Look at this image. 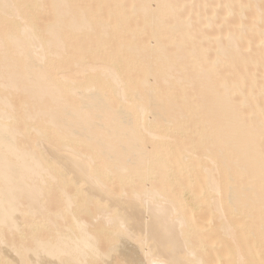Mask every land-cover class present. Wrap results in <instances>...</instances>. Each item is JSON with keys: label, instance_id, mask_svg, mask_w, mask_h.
<instances>
[{"label": "bare ground", "instance_id": "bare-ground-1", "mask_svg": "<svg viewBox=\"0 0 264 264\" xmlns=\"http://www.w3.org/2000/svg\"><path fill=\"white\" fill-rule=\"evenodd\" d=\"M40 1L41 0H30L29 2H26V4H25L26 7L24 9L26 11H28L29 9L35 8V6H37V5L39 6ZM55 1L57 2V5L55 7V11H56L57 17L58 16L60 17L63 13V10L60 8L62 6L61 5L58 6V5L60 4L61 1H65V0H55ZM162 1H160V0H147V2L146 1L145 2H146V5H150L151 3H154V2H157V3L160 2L161 3ZM1 2H2L1 4H4V3H6V0H1ZM58 2H59V4H58ZM65 2H63V3H65ZM145 2H143V3H145ZM165 2H166V0H165ZM116 3H118V1ZM143 3H142V7H143L142 11L145 10ZM246 3L247 2H245V3L244 2H238L237 3L234 0L228 1L227 2V4H228L227 5V11H230V10H232L238 6L240 8L245 7L246 5H248ZM1 4H0V10H2V7H3V5H1ZM65 6H66V4H65ZM170 6H172V5H170ZM170 6H169V8L171 9V11L169 10V11H167V13L172 12V9H174V7L171 8ZM40 7L41 6H39L37 8H40ZM136 7H138V5L134 4V2H133V4H132L133 11H136ZM19 11H22V10L17 8L13 12L11 11L10 14H8V15L11 17L16 16L19 13ZM255 11H257L259 13L258 15H261L263 12V8L261 6H257ZM126 12H124L122 10V12H119V14L117 13V15H114L115 17L113 16L114 17L113 19H114L116 24L113 22V24H115V28H114V25L112 24L113 26L112 25L111 26H112L113 30L112 29L111 30L113 33L116 32L117 36L119 34H121L118 32H126L127 33L128 32L127 30H130L129 32L134 33L133 35L131 33V35H132L131 40L127 39L129 41H123V39H121L122 41H119L120 40V38H119L118 41L116 43H114L116 45L118 42H120L119 43L120 45L117 44V46L119 45L121 52H123L124 50L125 51L130 50L131 52L130 51H127V52L132 53V57L130 54H128V56L130 55L129 57H131V58L127 57L125 59L126 55L124 56L123 55L124 53L122 54L120 52L122 54V56H124V58H123L120 55L121 59L122 58L124 59V60L122 59L123 61H121L119 59V55H118L120 53L119 52L117 53V49L115 48L116 50L114 51V53L115 52L116 53L113 54V50L110 48L111 51L108 52V54L111 52V55H109L110 58L108 56H106V57L111 59V61L109 63L107 61H105L104 62L105 64H103V66H100V64H99L100 62H103V61H100L99 63H97L95 61L96 64L91 67L90 65L87 64L88 59H86L87 58L86 56L79 58V60L74 61L75 63L73 64V65H75L76 73L81 74L82 72H85V71H86V73H88L90 70L92 72L90 75L88 74L86 81H84L85 78L82 80V81H84L82 83H76L78 81L75 82V80H71L73 78H70L67 75V72H64V71L60 72V73H62L61 78L56 79V77H55V79H54L53 78L54 76L53 77L51 76L53 78L52 79L51 77H49L47 72H45V71H47V69L45 68V70H42V69H44V67H42V66H41V68H39L38 63L36 64V61L37 62L40 61L41 63H43L42 61L46 62L47 60H45V59H46L47 55L50 53L52 54V51H53L50 43H52L53 39L55 41L56 37H57L56 41L58 42V40H59L58 36L61 34L59 31L60 28H62L66 24H69V27L71 28V30L77 29L79 26H81L80 25V23H82L81 21L82 20L84 21L87 18V15L85 13L80 15L81 16L80 23L78 22V20L76 21V19H74V20H72V22H69V23H65L66 22L65 21L64 22L65 25H63L62 27H59V28L57 27L59 29L58 31L60 34L58 33V31H56L57 29L55 27L56 25L57 26H59V24L61 25V23H59L60 22L59 20H57V22H56L57 24L54 25L56 30L55 29L50 30L49 27L47 29H45L44 33L48 34V36L50 37V40H49V38L47 40H44V38H45L44 35L42 36L44 38L41 37L42 39L39 37L40 35H38L36 33L37 31L35 32V29H34L35 27H32V21L30 23H24L22 25V27H20V30H19V27L16 30H13L10 27V29H8L7 32L5 31L6 33H4V35H2V36L0 35V43L1 44L5 43L6 45H7V43H8V45L11 44L10 46H12V47H10V46L9 47L11 49H13L14 52H17L19 55H22L23 58L21 57V60L24 62V67H22L21 69H19L18 66H16L17 68H12L10 66H6V65L0 63L2 65V67L0 68V75H4V73L8 74L10 72L15 74L12 76L13 78H10L9 80H5L2 83L0 82V84L3 86V89L5 90L8 86H9L8 88L12 87L13 89H15L14 87H17L18 85L23 84L24 89H26V91L24 89H22V90H24V92H27V94L31 96V97L29 96L30 98H35L39 95H42V96H45V98L51 97L52 99H54V101L58 100V102H60V105H58L59 109L61 108L60 110L59 109L58 110L63 111L62 114L64 116L65 115L68 116V118H67V116H65L66 118L63 117L65 120L67 119V121H64V119L61 117L62 114L59 118H58L59 114H58V116L57 115L55 116L56 110H54V109L51 110L50 108H48L50 105H47L46 102H48L49 99L46 98L47 99V101H45L46 104L43 103V101H42V104L40 102L39 105L47 107V109L44 107V109H46L47 111L43 110L46 113L45 116H47V117L44 116L45 117L44 120H43V118H41L42 120H40V119H38V120L42 121V122H40V124H42L43 122L46 123L45 121H47L46 124L49 123V125L46 127V129L45 128L43 129V127H41V130H39L38 126H37V129H35L36 127L33 125L35 123L39 124V121L35 122L33 124L31 122L33 120H29L25 113H28V112L33 111V110H41L43 108H41V106H40V108L37 107L38 104H36V103H30V104H32L31 106H30V104L29 105L26 104L23 106L22 109L25 112L24 115L22 114L23 116L21 115V117H18L19 116L18 114H17L18 116L14 115L15 113H12V111L14 109H11L10 106L8 109H11V110L7 109V106L9 105L8 103L10 102V100L11 101L13 100V99H10V97L12 95L10 94V91H8V89H7V91L9 92L10 96H9L7 91H5L7 93H5V92L2 93V91H1L2 86H0V91H1L0 92V230H3V228L5 227V229H10V230L13 229L14 231L15 230L20 231L24 224L26 225L27 223L28 224L30 223V225L32 227L31 232L33 234V239H34V241L36 240L35 241L36 246L33 249L23 250L22 253L17 255V253L15 252L14 249L9 251L6 248H4L3 244H5L4 243L5 238L2 235L3 233L1 234V231H0V258L5 257L6 259L10 260L12 263H15V264L18 263L20 261V258L22 259L24 256H27L30 259V263H28V264H65V263L67 264V261H68V264H90L91 263L89 261L90 259H92V264H93V261H96V260H99L101 262V264H118L119 262L120 263L123 262L122 264H264V168L262 167L264 165L263 164L264 163V152H263L264 146H262L263 144L260 143L261 141H264V85L262 86V85H257V83L256 84L253 83V84H251L252 85L251 87H248L249 89L246 88L247 90H244L241 88L238 81H236L235 83L234 82L232 83L230 81L228 82L225 79L226 81L221 80L220 85H218V83H217L218 87L222 88L221 92H223L226 95V98L225 97L223 98V96H224L223 93L218 94L219 96L221 95L220 97L222 99L219 97L220 100H219V98L217 100L218 95H216V98L214 96L216 101L215 100H213V101H215L217 107L214 104H213L214 106L211 104L210 107H213V108L215 107L216 109L219 107L217 109V111L218 110L220 111V108L223 106L222 107L223 112H222V110H221V112L224 114L220 115L221 116L220 117L221 123L224 122V124H225V125L223 124L224 125L223 128L224 127L227 128V127H229V125L232 124L231 129L234 127L233 128V130H234L236 127H238V123L236 122V120H238V122H239L243 119L244 121L243 122L241 121V123L246 124V119H244L242 117L240 119L238 117L239 114H237L236 110L231 109L232 112L236 111L234 113V115H231L232 112L229 110L225 109L226 112L229 111L231 113H229V112L225 113V111H224V108H226L224 106H228L230 109V106H231L230 104L233 103L231 101V98L233 97L232 95L236 96L240 93L238 95L239 96V98H238L239 104L237 107L239 108L240 107L239 105H241V104H242L241 106H243L244 104H249L250 105L249 106L250 107L249 113L251 114L250 116H254L253 120L251 121V124L250 123H248L249 125L246 124V126H249V128L247 127L248 129H246V127L244 128V126H243V129L247 130L246 131L247 135L243 134V133L242 134L239 133L238 139L235 140L237 142H235L232 137H233V135L237 134L239 129L235 130L236 133L234 131H230L231 132L230 136L233 133L232 137H231L232 139L228 136L229 134L228 135L226 134L227 130L225 128H224L225 131H222L223 128L221 130L219 128L216 131H211V133L208 132V131H210L209 130L210 126L208 128V125H209V123L211 125V122L213 121L212 119L215 118L214 115L217 113V111L215 113L214 110H216V109H212V110L209 109L208 110V106L207 107L205 106V109L207 108L206 110H204L203 108H200L199 106H201V105H200V103L198 104L197 100H195L197 103L192 100L196 104L195 107H193V108H192V106H194V103L192 101H191V103L189 102L190 105L192 104L191 108H190L189 103H187V102L185 103V101L181 105H182V107H185L183 105L186 104V107H185L186 109L182 108V110H180L181 109V107H179L180 104L177 106L180 108L179 109L180 111H178V113L177 112H175V113L179 114V112H180V114H179V116L177 115L178 118L176 120L175 119H174V121L171 120L172 122H175V123H173L174 125L170 124L171 126L173 125L172 127H170V125L167 126V121L164 120V123L162 122L164 118L163 119L160 118L161 123H163V124L160 123L159 119H157L158 121L155 120L156 124H155V122L151 123L150 121H148V118L151 115H159L162 113L161 116L165 115L164 117L167 116L166 117V119H167L171 114L168 115V114H163V113H167V111H168V113L173 112V110H171V109L170 110L172 112H169L168 109H169L170 105H167V104H171V102H170L172 100L171 96H173V98H174L175 93H176V92L173 93V91H175L173 87L176 85V83L173 82L172 87H171V84H169V83H171L170 82L171 79H173V81H177L176 86L179 88L183 83L181 81V79L184 80L186 78L187 82H185L186 85H184L185 83H183V85H182V86H184L183 88L180 87L178 89L175 86V88H177L180 91V92H178L176 90L177 93H179L176 95V97L178 95H182L184 97V100L185 99H186V101L191 100L190 97L187 95L188 92L187 93L185 92L188 90V88L186 89L185 86H189L188 81L189 82L196 81L197 77L200 76L199 75L196 77V74H198V73H196L197 72L196 70H198V72H199V70L204 69V72L205 73L207 72V67L205 70V67H202L203 65L201 64L203 62L201 59L202 58L201 55H203L205 52L202 53L201 51H197V52H199V55H197L198 53L195 54V48H193L195 45L194 44L192 47L194 50V52L192 50L193 54L192 53L190 54V52L188 54H185V55L179 53V54H181L180 56H182L181 59L178 56V60L180 62L176 61L177 59L173 58V60H175V62H177L176 63L177 65L182 64L186 55L188 58L186 57L185 60L190 59L188 61L190 64L186 61H184L183 63H185L188 66V64L191 65L195 62L196 65H195V63L193 65L197 66V69L195 66L192 67V69H193V72L196 71L194 73L195 77H193L196 79H193L191 81L192 78L189 79L190 76L187 73L186 74H187L189 80L187 79L186 74H184V73L178 72L180 74H183V78H181L182 75H180L178 73H176L177 75L175 74L176 76H174V74L170 75V72L174 73L175 72L174 70L177 71V69H178V67H175L176 65L174 66L175 68L173 67L175 62L173 64H172V62H170V60L172 59L171 58L172 53L171 54L166 53L165 48H164L166 55H168V56L170 55L169 57H167L170 59H167V58H164L166 55H164V57L161 55L162 50H160V52H159V49H161V46L158 45L159 46L158 47L156 44V48L152 47V49L151 48L149 49L148 46L145 45V44H147V42H146L147 36H148V38H147L148 43L150 42L153 44V42H154V44H155L156 42L158 43V41L161 40L162 36H160L161 33H160V35L158 34V30L161 29L162 31H160V32H163L164 28L162 29L159 26L162 23L161 18L159 20H157V19L162 14H164L165 12L163 13V11L161 12V10H160V12L162 14L158 18H156V20H154L155 18L152 19V22H154V23L151 22V24H152L151 33L148 32L150 34L146 35V36H145V34H147V32L143 33L144 31L140 30L144 35L142 33L138 35V33H140L139 30H138L139 31L138 33L136 30L133 31L134 25H133V27L131 26V23H132L131 22L132 21L131 16H133V15H131V14H130L131 16L129 15L130 19H131V21H129L130 19H127L128 13H126ZM146 12L147 11L145 10V12H143V13H145V16L147 17L148 14L146 15ZM173 12H175V11L173 10ZM37 13H38V10H37ZM100 13H102V12H100ZM113 13L115 14V11ZM143 13H142V15H144ZM172 14L170 13L169 15L172 16ZM76 15H78V13ZM100 15H99V17H100ZM167 15H165V16L167 18H169L170 16L169 15L167 16ZM174 15H176L175 17L173 16L174 19L170 18V19H172V21L168 22L169 26H171V28L177 27L175 25H178L182 21H184V23H187V24H189L188 22L191 21L189 18L190 15L186 17L187 18L186 21L188 20V22H185V18H184V20H182L183 18L181 16H180L181 18H179V20H178L177 17L179 15L177 16L176 13H174ZM18 16H16V17H18ZM102 16L103 15H101V17L99 19H101ZM107 16H104V17H107ZM136 16H137V14H136ZM111 17H112V15H111ZM164 17H162V19ZM150 18H152V17H150ZM150 18L148 17V19H150ZM92 19H93V17H92ZM113 19L111 18L112 21H113ZM126 19L128 20V22H125ZM148 19H147V21H148ZM107 20L102 19L100 21L98 20L99 22L97 21L99 24V25H97L98 29H99V27H101L102 31H100V32H102L105 35H108V32H110L109 28L111 27L110 26L111 23L107 24V23H109ZM93 21H94V19H93ZM156 21H158V22H156ZM160 21H161V23H159ZM61 22H63V21H61ZM129 22H131V23H129ZM155 22L158 23V25ZM128 23L130 24V26L128 25ZM148 23L150 26V21ZM148 23H146V24H148ZM164 23L167 24V22H164ZM164 23H162L163 26H164ZM263 23H264V21H263ZM238 24L241 26L244 25L242 20H239V19H238ZM50 27H52V26H50ZM131 27H132V31H131ZM144 27H146V25ZM167 27L165 26V29H167ZM244 27H245V25H244ZM246 27H247V25H246ZM146 28H149V27H146ZM108 29H109V31H107ZM243 29H245V28H243ZM167 30H169V29H167ZM135 31H136V33H135ZM187 31L189 32L187 34H191V32L189 30H187ZM183 32L185 33V36H186L187 35L186 31L184 30ZM18 33H20L22 35V39H20L21 35H18ZM57 33L59 35H57ZM184 33H183V35H184ZM229 33L230 32H228V34ZM114 34H113V36H114ZM124 34L125 33H123V35ZM135 34H137V35H135ZM231 34L228 35L229 36L228 37L229 40H227L228 43L225 42L228 45L225 46L226 44H222V46L220 47L221 50L219 49L220 51L217 53L219 56H220V54H222L223 56L225 54L227 55L228 53H226V52L234 51L235 49H238V51H239V49L242 48V46H239V45L238 46L240 48L238 46H237L238 48H236V42H238V40H237L238 36L235 35L236 33H231ZM105 35H101L102 37L100 36V40H101V38H103V36L105 37ZM141 35H143V36H141ZM234 35H235V37H237L236 38L237 41L235 39H233ZM18 36H19V38H17ZM137 36H138V38H137ZM139 36L141 38L145 36V39L142 38L143 41L141 39V44H139V42H140ZM185 36H182L181 39H183V37H185ZM189 36L190 35H187L185 37L186 39L184 38L187 41V43L191 42V40L188 41L189 38H191V36L190 37ZM62 37H63V35H62ZM114 37L112 39H114ZM122 37L123 36L121 34V38ZM176 37H178V36H176ZM187 37H189V38H187ZM129 38H130V36H129ZM226 38H227V36H226ZM239 38H240V36H239ZM104 39H106V37ZM104 39H102V40L104 41ZM253 39H254V37H253ZM255 39H257L256 41H263L264 42V34L259 36V37H256ZM96 40H98V39H96ZM144 40H145V42H144ZM170 40L172 42V37H171V39H169V41ZM185 40H184V42H185ZM169 41L167 40L168 43H169ZM252 41H253L252 43H254V40H252ZM98 42L96 41V43H98ZM113 42H115V41H113ZM142 42L144 43V45ZM184 42L182 45H180L181 46L180 49H182V46L185 47L186 43L184 44ZM250 42H251V40H250ZM159 43H161V41ZM102 44H103V42H102ZM109 44L106 43L104 48L107 47V45H109ZM216 44L219 45V44H221V42L218 40L216 42ZM42 45H46V47L43 48V52H40L41 49L38 50L37 48H39ZM140 45H143V47ZM163 45L164 44L162 42V46ZM95 46H96V44H95ZM50 47L52 50L50 49ZM146 47H147V49H146ZM142 48H144V50H142ZM180 49H179V51L183 50V49L182 50H180ZM27 50H29V52ZM35 50L39 51V53L37 52L38 55L36 58L33 56V55H35ZM99 50H101V49L99 48ZM108 50L109 49H107V51ZM204 50H206V49H204ZM103 51L105 52L106 49H104ZM118 51H119V48H118ZM142 51L145 52L146 55H148V57L145 56L146 57V58H144L145 61L143 60L144 56L142 57V54H140ZM104 52L102 53V55L104 54ZM127 52H126V54H127ZM100 53H101V51H100ZM177 53H178V50H177ZM137 55H141L140 57H142L144 64H146V62H148V64H149V65L146 64V66H149V68H147V67H145V65L143 63H139L141 65L143 64L142 66L140 65L141 67H143V66L145 67V68L144 67L142 68L145 70L142 71V69H141L142 72L140 70H138V72L136 71L137 69H139L138 67H140L139 64L136 63V60L138 59ZM189 55L192 58H190ZM222 55L220 57H222ZM98 56H100V55H97V57ZM175 56H177V55L175 54ZM199 56H200V58H199ZM204 56L205 55H203V58H204ZM219 56H217V57H219ZM103 57H105V55ZM134 57L136 58V60H134L135 59ZM140 57H139V59L141 60ZM215 57H216V54H215ZM6 58H7V55L4 57L3 60H5ZM100 58L102 59V56H100ZM147 58H149V61H151L150 63H149ZM175 58H177V57H175ZM219 58L215 59V61L219 60ZM227 58H228V56H227ZM47 59H49V57ZM146 59H147V61H146ZM191 59H192L193 63L190 62ZM199 59H201V61H202V62H199L200 64L198 63V61H200ZM95 60H98V59H95ZM104 60H105V58H104ZM140 60H137V62H140ZM181 60H182V62H181ZM205 60L207 63L208 59L205 58ZM50 61H53V60L51 59ZM232 61H234V62H232ZM106 62H107V64H106ZM229 62H231V63H229V65H231L233 63L232 64L233 67H236V64H234L235 59L232 58L229 60ZM247 62H250V63H247ZM247 62L246 63L248 65L251 63H253V64L261 63L262 67H263L262 73H264V54L258 53V55H256V57H253V58L251 57V61H247ZM41 63H40V65H41ZM152 63L154 65L158 64L159 67L155 68L156 66H154ZM204 63L205 62H203V64ZM246 63H245V65H246ZM91 64H94V63H91ZM125 64H127V66H129L130 70H131L130 73H128V74L133 75V73H135V72L139 73L140 77L139 76L138 77L140 79L138 78L137 79L138 81L134 80L136 83L138 82L137 84L133 85V83H135V82H131L133 80L130 81V83H132V84H129V80L127 81V79H129V78L126 79V77H123V74H124V76H126V73H124V71L121 70V67H125L124 66ZM151 64H152V66H151ZM185 64L184 65L182 64V65L185 66ZM101 65H102V63H101ZM212 65H213V69H215L214 68L215 64L213 62L210 66H212ZM248 65H246V66H248ZM88 66H90V68ZM127 66H126V69H127ZM153 66H154V68H153ZM210 66H208V67H210ZM216 66H217V64H216ZM13 67H15V66H13ZM173 68H174V70L172 72L171 70ZM181 69H183V67ZM181 69H179V70H181ZM210 69H208V70H210L211 72H209V71L208 72L212 75L213 69H212V67H210ZM17 70H20V71L22 70L23 72H19ZM67 70H69V69H67ZM120 70L123 71V73L120 72ZM215 70L219 73V70H217V69H215ZM215 70H214V72H216ZM182 71L183 70H181V72ZM43 72H45L46 74H44ZM205 73H204V75H205ZM259 73H261V72H259ZM259 73L257 74V76L260 75ZM201 74H202V71H201ZM210 74H208V76ZM155 75L156 76H160V75L162 76L161 77V79H162L161 81L163 83L161 85L162 88L167 87L165 85L166 84L165 82H167V85L169 84L168 85L169 87H167L168 89H166L167 92L169 90V92L167 94H166V92H165V94L163 92V91H165V89H163V90L159 89L160 92L162 91V94L158 91L159 94L164 95L162 100L159 99V97L161 95L157 94L159 96L157 98V95H155V97H156L155 98L153 96V94L151 93L152 91H149L151 87L148 85L149 84L148 81L150 80V78L154 77ZM184 75H185V78H184ZM211 75L209 76L210 78H211ZM263 75L264 74H262V76ZM171 76L176 77L175 78L176 80H174V77H171ZM248 76H250V75L248 74ZM46 77L50 78L51 80L48 81V79H45ZM76 77H77V75H76ZM168 77H170V79ZM202 77H200L199 80L197 79V82L202 80L203 79ZM209 77L206 78V81L211 80V79H209ZM246 77H247V75H246ZM244 78H245V75H244ZM132 79H134V78L132 77ZM163 79H165V81H163ZM168 80H169V83H168ZM204 81H205V79H204ZM206 81L203 82V80H202V83H203L202 85H204V83H206ZM25 82H27L26 84H28V86L25 85ZM41 82H43V83H41ZM46 83H48L52 86H50V85L48 86V84H46ZM193 83L194 82H192L191 84L193 85ZM178 84H181V85L178 86ZM61 88L64 89V91H63L64 93L61 92V94L63 93L64 96H66L69 93V95L71 97L73 96L72 98L79 97L78 106H76V104H73V106H75V109H72V110L78 111V113H76L75 115L70 114V112L73 113L70 109L72 107L69 108L68 107L69 103H68V101H66V98H68L69 95L67 97H64V98L62 96L59 97L60 91L63 90V89L60 90ZM154 88H156V87H154ZM16 89L20 90L19 88H16ZM22 90H20V91H22ZM67 90H68V92H67ZM142 90H144L146 93L143 91V94H141ZM181 90H182V92H181ZM183 90H185V91H183ZM24 92L22 91L23 95H24ZM65 92H67V93H65ZM237 92H239V93H237ZM15 93L17 94V92H15ZM147 93H148L147 97L142 96V95H147ZM155 93H157V92H154V94ZM185 93H186V95H185ZM230 93H231V96H230ZM197 94H198V92H197ZM61 97L64 100V103H62V104H65V106L64 105L61 106V101H59V100H61ZM229 98H230V100H229ZM43 99H44V97H43ZM111 99L113 102L111 101ZM158 99H159V101H158ZM51 100H49V101H51ZM54 101H52V102H54ZM167 101H169L170 103L169 102L167 103ZM182 101H183V99H182ZM233 101H234V99H233ZM159 102H161V104H164L168 107L166 109V111L164 108H162L164 105H159L160 104ZM229 102H231V103H229ZM234 102L236 103V101H234ZM110 103L111 104L114 103V106L112 107V105H110ZM34 104H36V106H34ZM197 104H198L199 110H198V108L196 109ZM51 106H53V104H51ZM160 106L162 108L161 110L164 109L163 110L164 112L161 110H158V108L160 109ZM166 106H165V108H166ZM171 106H172V104H171ZM57 107H55V108L57 109ZM231 107H233V104ZM68 108L70 109V112H68V110H69ZM109 108H111V109H109ZM201 109L204 110V112L207 115H205V114L202 115L204 112ZM105 110L108 113H110V110H111V112L113 111V114L110 113L112 115L110 117H108L110 119L108 121L106 120V118H107V116H109V114L108 113L105 114L106 116L102 114L103 113L102 111H105ZM107 110H109V111H107ZM99 111L102 113H100ZM158 111H160L159 114H157ZM208 111H210V112L208 113ZM211 111H213L215 114L212 115L213 113ZM13 112H16V110ZM64 112H66V113L64 114ZM106 112H104V113H106ZM238 112H239V110H238ZM82 113L89 114L88 119L82 118V115H83ZM98 113H100V114L98 115ZM175 113H173V114H175ZM218 114H219V112H218ZM235 115L237 116V118H236V120H233L236 117ZM240 115L242 116V114H240ZM101 116H103V117H101ZM104 116H105V118H104ZM202 116L203 117L205 116V118H203ZM210 116L211 117L214 116V117L211 118ZM79 117H81V120L82 119L83 120L80 121ZM69 118H71V119H69ZM103 118L106 120V122ZM174 118H175V116H174ZM21 119L26 122V126L28 127L27 133L23 134V136L25 138H27V140H28L30 138V136L37 134L39 146H41L44 143L45 139H47L49 136L52 135V134H50V132H54L53 128L55 129L58 127V130L60 131V133H63L64 135L66 132H68L70 130V132H68L69 134L66 133L65 136H61V137L56 136V137H58V138L54 137L56 140L53 137H51L50 139H53L55 142L57 141V144L60 145V147H64V148L67 147L68 149H70L69 151H71V152H69V153H71V157L70 158L67 157L68 160H65V159H62L58 156L57 157L52 156L54 159H56V161H54L52 159V162H49V161H46L45 158H40L38 156L28 154V153L25 154L24 143L21 145L18 144V142H20L21 139H18L17 137H15V135H18V133L13 134L14 131H12V128H11V125L14 124V122H17L18 120H21ZM168 119H170V118H168ZM98 120H99V122H101L100 120H103L105 123L109 122L108 123L109 125L107 124L108 126L107 125L104 126L103 124H105V123L103 121H102L103 124H102V122L99 123ZM176 121H177V123H176ZM190 121L191 122L194 121L195 125L190 126L188 124ZM206 122H209V123H206ZM234 122H235V124H233ZM98 123L101 124L100 125L101 130L99 129L100 130L99 131V130L95 129L96 135L99 136V135H102V133H103V135L108 133V136L104 135V137L99 136L98 138H97V136L92 137V135L95 133H93V134L90 133V131L92 132V129H93V128H91V126L97 128V127H99V126H97ZM236 123H237V126H236ZM38 124H35V125H38ZM164 124H165V126L162 128V126ZM158 125H162V126L159 127ZM187 126H188V128H187ZM239 127L241 128L240 122H239ZM190 128H191V131L189 130ZM33 129L36 130L37 133H34L35 132L34 131L33 132L34 134L32 133V135H30V133H31L30 130H33ZM60 129L61 130L63 129L62 132ZM228 129H230V128H228ZM64 130H66L65 133L63 132ZM188 130L190 131L189 133H188ZM93 131H94V129H93ZM98 131H99V135H98ZM104 132H106V133H104ZM174 132H176V133H174ZM191 132L195 133L197 135L196 136L197 139H195V138L189 139V143H187V144L183 143V145H181L179 143L180 145L176 144L174 146V144H173L174 142L171 143L169 141L170 139H172L174 134H178V135L181 134L184 136L185 134L190 135ZM60 133H58V134L60 135ZM88 133H90L91 136L90 135L86 136V134H88ZM228 133H229V130H228ZM53 134H55V132ZM243 135L247 136V139L245 138L246 141H243V138L245 137V136L243 137ZM88 136H89V138H88ZM109 136H110V138H112V140L109 138ZM236 136L237 135H235V138H236ZM100 137H102L104 139L106 138V139L102 140V138H100ZM186 137H187V135H186ZM241 137H243V138L241 139ZM16 138L19 141H17ZM25 138H22V140ZM90 138H92V139H90ZM99 138H100V140H99ZM156 138H158L160 140L157 139L158 140L157 141ZM87 139L91 140V141H89L90 143L87 141ZM107 139H110L111 142ZM93 140H94V142H95V140L96 141L99 140V141H97V142H99L98 143L99 145H100V142H102L103 144L101 143V145L98 146L97 150H95L97 147L93 146L92 152H90L89 154H84L83 149H80V147L82 146V145L80 146V143L82 141H84V142H87V144L88 143L91 144V142ZM153 140H154V142L157 141V146H156L157 150L155 149V152L152 151L153 153L150 152V154H149L146 152V149L148 148L149 143H151V142L154 143ZM239 140H241L243 142L240 143L241 141H239ZM72 141L73 142L78 141L79 143L77 142L78 145L75 146ZM104 141H107V142L109 141V143H106V142L104 143ZM115 142L117 145H115ZM71 144H72V146H71ZM89 144H88V146H89ZM155 145H156V143H155ZM88 146H87V148H88ZM95 146H97V144H95ZM116 147H118V148H116ZM250 147H251V149H250ZM199 148H201L203 151V152L201 151L202 152L201 154L197 152V150H199ZM85 149H86V147H85ZM248 149H250V150H248ZM115 150L119 151L118 154ZM110 151L113 154L116 153L117 155L113 157L112 156L113 154ZM98 152L103 154V156L105 158L101 154L98 156L97 155ZM109 152H110V154H109ZM120 152L124 153L126 155V156H124L122 154L124 156V159L122 158L123 157L122 155H121V157L119 156ZM227 152L230 154V157H229V155L228 156L226 155ZM107 154H109V156H111V157H108ZM193 155H194V157H192ZM8 156H10V157H8ZM99 157H100V159L104 158V160L98 159ZM107 157L112 160L111 161L112 163H110V161L106 160ZM240 157H242L243 159ZM80 159H83V160H80ZM241 159L243 160V162H241L242 161ZM78 160H80V161H78ZM99 160L101 161L100 162L101 165H99L100 164ZM102 161H104V163ZM107 161L109 163L105 165V163ZM109 164H112V167ZM113 165H115L116 167L118 166L117 167L118 169L115 168L118 171L117 170H116V172L114 171L115 166L113 167ZM112 169H113V171H112ZM52 172L56 173V175L60 174L59 175L60 180L58 179V182L60 181L59 185H61V187L66 188L67 187L66 185H68V184L74 185L76 187V194L74 193L73 195H75V196L73 197V195H71V196L69 195L70 193L67 194L63 191V194H62L63 199L65 202H68V203L64 207H62L61 209L54 212L53 214L57 219H63V220L66 218V216L73 215V216H71V217H73L72 223L67 222L68 224H66L64 222L65 223L64 226H62V227L60 226L61 228H59L57 225L54 226V223L52 222L53 229L50 228V232H51L50 233V240L45 242L43 240L42 241L40 240V238L38 237V234L41 230H43L45 228L44 222L49 221V219H52V216H50L51 214L49 211L48 212L46 211L47 213L44 212L45 214H47V216L42 212V209L44 208V203L40 202L41 200H39V201H37V200L40 199V196H42V194H44V190H45V186L47 185V182L49 184V181L47 179L45 180V178L47 176L49 178V175H51V174H52L51 175L52 178H53V176L54 177L56 176ZM118 172H120V174H115ZM220 174H224V179H218V176ZM52 178H50L51 181L56 180V177L53 180H52ZM116 179H118V184L121 186V190H120L121 192L116 194L117 196L115 195V196L111 197L109 195L110 192L108 193V191L106 189H105L106 191H104V186H106L110 181L113 182L115 180L114 182L116 183V181H117ZM155 180L156 181L157 180L158 181L163 180L162 186L166 190L168 189V187L169 188L174 187L175 189L177 187L178 190L174 189L175 191L179 192V193L176 192L177 198H175L174 195H173L174 197L168 195L167 194L168 192L165 191L162 187H157L155 185L152 186V183H154ZM258 180L261 182H258ZM28 181H31V182L27 183ZM50 183L53 184V182H50ZM55 183H56V181H55ZM82 184L88 185L89 189L88 190L83 189L84 187L82 188ZM133 184H134V186H133ZM49 186H51V185L49 184ZM129 186H130V188H129ZM105 188H107V186ZM127 188H129V190H130L129 195H128V189ZM46 189H47V187H46ZM48 189H49V187H48ZM48 189L45 190V192L47 191L46 193H48ZM20 193H25L28 195V197L26 196V198H24L26 200L28 198L27 201L23 199L24 201H26V204H27V206H25L26 204H24V206L26 207L24 209H26V210H24V209L23 210L26 213L28 212L27 213L28 218L26 217V219H29V221L28 220L26 221L25 217H24V220H21L24 213H23V211L21 212V209L18 208V205H17L18 204L17 202L19 201V200H17V196ZM185 193H188L191 195V201H189L187 199L184 200L185 198L180 199V198H182L181 195L183 196V195H185ZM22 195H20V196H22ZM179 196H180V198H178ZM187 196L188 195H186L185 197L187 198ZM45 197H46V195L44 196V198ZM79 197H82V205H80V202H78L79 203V205H78L79 210H80V208H84L87 204H92L95 206V209L92 211L93 212L92 213V220L96 219L98 217L99 218L101 217L102 220L104 221L103 225H101L100 227H97L94 230H97V232L99 234H101L99 236L106 234L107 239L109 240L107 249L103 250L98 246L97 242L99 240H97V237H96L97 235H95L96 231H95V234L92 231V233H91L92 235H91L89 233V231H87L84 228L83 219L79 218L77 215H74V213H75L74 210H76V209L73 208V205H74L73 201L76 202V199ZM18 198L20 199L19 196H18ZM73 199H75V200H73ZM127 199H130L129 202L131 205H129V202H126ZM77 201H81V199L77 200ZM37 202L43 203V206H41L42 208H41L40 213H39L40 210L37 208L40 205L36 206V208L34 207V205H37ZM135 202L136 203L139 202V204H135ZM126 203H128V205H126ZM20 204L22 206V202ZM28 206H30V207L27 209ZM75 207H77V205H75ZM136 207L139 208V210L137 212H135ZM204 208H206V209L208 208L211 210L208 220L210 222H212V224L214 225V228L211 225L210 226L212 228H210V226L208 227L204 223H201L200 220H198L201 218H199L197 216V212L204 209ZM185 209H187L188 212H187V210L185 211ZM34 210H37V212H35L34 213L35 216L30 219L29 217H31V215H29V214H30V212L33 213ZM22 213H23V215L20 216V214H22ZM38 213H39V215H38ZM41 213L44 214L43 216L46 219L45 221H43L44 218H43V220H41L42 219ZM48 213H49V215H48ZM37 215L38 216L41 215V216L36 218ZM48 216H50L51 218ZM150 216H152L151 220L149 219ZM23 221H25V223ZM46 224H47V222H46ZM47 226L48 225H46V227ZM207 228H209V230ZM5 229H4V231H5ZM48 229H49V227H48ZM204 230H206L207 233H205ZM24 231H25V229H24ZM203 231H204V233H203ZM209 231L210 232L212 231V232L209 233ZM52 232H54V233H52ZM21 235H23V234H21ZM227 242H229V244L224 249H220V248L218 249L217 248L218 245L223 244V243L226 244ZM12 246L16 247L18 250L17 246H15L14 244ZM20 246H22V244ZM64 256H67L69 258V260L63 258ZM5 258H2V259H5ZM62 259H65L66 262L63 263Z\"/></svg>", "mask_w": 264, "mask_h": 264}, {"label": "rangeland", "instance_id": "rangeland-1", "mask_svg": "<svg viewBox=\"0 0 264 264\" xmlns=\"http://www.w3.org/2000/svg\"><path fill=\"white\" fill-rule=\"evenodd\" d=\"M30 1V0H29ZM28 0H6V3H4V4H1L2 2H1V0H0V4L1 5H3V7H2V10H0V35L2 36V35H4V33H6L7 32V30L8 29H10V27L13 29V30H16V29H18V27H19V30H20V27H22V25L24 24V23H30L31 21H32V27H35L34 29H35V32L38 34V35H40L39 37L41 38L43 35H44V37H42V38H44V40H47L48 38H49V40H50V37L48 36V34L46 33H44L45 32V29H47L48 27H50V26H52L54 29H55V27H56V31H58L59 29V27H62L63 25H65V23H69V22H72V20H74V19H76V21L78 20V22L80 23V21H81V14H83V13H85L86 15H87V18L83 21H81L82 23H80V25L81 26H79L77 29H72L71 30V28L69 27V24H66L65 26H63L62 28H60V33H59V31H58V33L60 34H58L57 33V35H59L58 37H59V40H58V42L56 41V39H57V37H56V39H55V41H54V39H53V41L54 42H52V43H50L51 44V47H52V49H53V51H52V54L50 55V54H48L47 55V57H46V59L45 60H47L46 62L45 61H42L43 63H41L40 61L39 62H37L36 61V64L38 63V67L39 68H41V66L42 67H44V69H42V70H45V68L47 69V71H45V72H47V74L49 75V77H53L54 79H55V77H56V79L57 78H61V76H62V73H60L61 71H64V72H67V75L70 77V78H73V79H71V80H75V82L76 81H78V82H76V83H82V82H84V81H86V79H87V77H88V74L90 75L92 72H91V70L88 72V73H86V71L85 72H82L81 74L80 73H76V71H75V65H73L75 62L74 61H76V60H79V58H82L83 56L85 57H87L86 59H88V61H87V64L88 65H90L91 67L92 66H94L95 64H96V62L97 63H99L100 61H103V62H100L99 64H100V66H103V64H105L104 62L105 61H107L108 63L111 61V59H109L110 58V56L109 55H111V52L108 54V52L109 51H111V49L113 50V54H115L114 53V51L117 49V53L119 52H121V50H120V47H119V43L120 42H118L117 44H119L118 46H117V44L115 45L114 43H116L117 41H118V39L120 38V40L119 41H122L121 39H123V41H129V40H131L132 38H131V36L134 34L133 32H129L130 30H127L128 32L126 33V32H118V33H121L122 34V38H121V34H119L118 36L116 35L117 33L116 32H112V26L114 25V28H115V21H114V15H117V13L119 14V12H122V10L124 11V12H126V13H128V15H127V19H130V16L131 15H133V16H131V19H132V21H131V19L129 20V21H131V22H129V23H131V26L133 27V25H134V29H133V31L134 30H136L137 31V33L141 30V31H144L143 33H146L147 32V34H145V36L146 35H149L150 33H151V30H152V28H151V26H152V24H151V22H152V19H154V20H156V18H158L162 13V11H163V13L165 14V15H169L170 13L172 14V16H170L169 18H167L164 14H162L157 20H159L160 18H161V20H162V23H164V22H167V24L166 23H164V26H163V24L161 23V21L159 22V23H161V25H159L164 31L163 32H160V31H162L161 29H159L158 30V34L160 35V33H161V35L160 36H162L161 37V43H159L160 41H158V43L156 42L155 44H154V42H153V44L152 43H148V41H147V38H148V36L146 37V42H147V44H145L146 46H148V48L150 49H152V47H154V48H156V44H157V46L159 45V46H161V49H159V52H160V50H162V56L164 57V55H166V53H168V54H171V60H170V62H172V64L175 62V60H173V58L174 59H177L176 61H178V62H180L179 60H178V56H179V58L181 59L182 58V56H180L181 54H188L189 52H190V54L192 53V50H193V48H195V54H197V55H199V52H197V51H201L202 53H204L203 55H205L204 56V58H203V55H201L202 56V61L203 62H205L204 64H203V62L201 61V59H199L200 61H198V63L199 62H202L201 64L203 65H201L202 67H205V70H206V67H207V72L205 73L204 72V69L203 70H199V72H198V70H196L197 69V66H195L196 65V63H195V65H193L194 63H193V61H192V59H191V61L190 62H192L193 64H191V65H189L190 63L188 62L190 59H188V60H185L186 59V57H187V55H186V57H185V59H184V61H186V62H188L187 64H188V66L185 64V63H183L182 62V60H181V62H182V64L184 65L185 64V66H183L182 64H180L182 67H183V69H181L182 67L180 66V65H177L176 63L177 62H175V64L173 65V67L175 66V67H178V69H177V71L176 70H174V68L171 70L172 72H173V70L175 71L174 73H171L170 72V75L172 74H174V76H176L177 74L176 73H178V72H180V73H184V74H188L190 77H189V79L190 78H192L191 79V81L193 80V79H196V78H193V77H195L194 76V73L196 72V73H198V74H196V77L197 76H199V77H197V79L199 80V78L200 77H202L201 79L203 80V82H205L206 81V78H208L211 74L209 73V72H211L210 70V67H212V69H213V65L212 66H210L211 64H212V62L215 64L214 65V68L215 69H217V70H219V73L215 70V69H213L212 70V72H213V74L211 75V78L209 77V79H211L210 81H206V83H204V85H202L203 83H202V80H200L199 82H197V79H196V81H192V82H194L193 83V85L191 84L192 82H189L188 81V83H189V86H185V88L187 89L188 88V90L187 91H185V90H183V91H185L186 93H187V95L190 97V101L189 100H187L186 101V99L184 100V97L182 96V95H178L177 97H176V95L177 94H179V93H177V91L178 92H180L178 89L181 87V88H183L184 86H182L183 85V83H185V82H187L186 81V78H185V75H184V80H182L181 79V81L183 82H181L180 80V82L182 83V85L181 84H178V86H180L179 88L176 86L177 85V81H173V79H171L170 80V82L171 83H169V80H168V83L169 84H171V87L173 86V82H175L176 83V87L178 88H175V86L173 87L174 88V90L175 91H173V93L174 92H176L175 93V96H174V98H173V96H171L172 97V100L170 101L171 102V104H172V106H171V104H167V105H170V107H169V112H172L171 110H173V112L172 113H168V111H167V113H163V114H171L168 118H170V119H166V117H164V116H161L162 115V113L161 114H159V112L160 111H158V113L157 114H159V115H151L149 118H148V121H150L151 123H154L155 122V120H157V119H159L160 120V123H161V119L160 118H164L163 119V123H164V120L165 121H167V126H169L170 124H173V123H175V122H172V121H174V119L176 120L177 118H178V116H179V114H180V112H179V114H176L175 112H177L178 113V111H180V110H182V108H185L186 107V104L185 105H183V106H185V107H182V103L185 101V103L187 102V103H191V101L193 100L194 102H196L195 100H197V102H198V104L200 103V105L201 106H199L200 108H203L204 110H206L205 109V106L207 107L208 106V110L210 109V110H212V109H216L215 107L213 108V107H210L211 106V104L213 105H215L216 107H217V105H216V103H215V101H216V95H218V94H222L223 92H221L222 91V88L220 87H218V85H220V83H221V80H227L228 82L230 81V82H236V81H238L239 82V85L241 86V88L242 89H244V90H247L246 88H248V87H251L252 85L251 84H253V83H257V85H264V75L262 76V74H264V73H262L263 71V67H262V64L261 63H259V64H253V63H251V64H247V63H250V62H247V61H251V57L253 58V57H256V55H258V53H262V54H264V42L263 41H256L257 39H255L256 37H259V36H261V35H263L264 34V23H263V21H264V0H234L235 2H247L246 4H248V5H246L245 7H242V8H240L239 6L238 7H236V8H234V9H232V10H230V11H227V2L228 1H231V0H166V2H165V0H160V1H162L161 3L159 2V3H157V2H154V3H151L150 5H146V2H147V0H65V1H61L60 2V4H59V2H58V4H59V6L61 5L62 7H60L62 10H63V13H62V15L58 18L57 17V14H56V11H55V7H56V4H57V2L55 1V0H41L40 2H39V6H41L40 8H37V7H39L38 5L37 6H35V8H32V9H29L28 11H26L24 8L26 7L25 6V4H26V2H29ZM69 1V2H68ZM118 1V3H116ZM137 1V2H136ZM146 1V2H145ZM63 2H65V3H63ZM75 2V3H74ZM133 2H134V4H137L138 5V7H136V11H133V9H132V4H133ZM143 2H145V3H143ZM250 2V3H249ZM140 5H139V4ZM142 3L144 4L143 6H144V9L147 11L146 12V15L148 14V16L146 17L145 16V13H143V12H145V10H143L142 11V9H143V7H142ZM41 4V5H40ZM65 4H66V6H65ZM172 5V6H170V5ZM147 7H146V6ZM102 6V7H101ZM169 6L172 8V7H174V9H172V12H168L167 13V11H171V9L169 8ZM257 6H261L262 8H263V12H262V14L261 15H258L259 13L257 12V11H255V9H256V7ZM17 8H19V9H21L22 11H19V13L16 15V16H18V17H16V16H9L8 14H10V12L12 11H14L15 9H17ZM37 8V9H36ZM147 8V9H146ZM34 9V10H33ZM76 11H75V10ZM24 10V11H23ZM37 10H38V13H37ZM99 10V11H98ZM101 10V11H100ZM160 10H161V12H160ZM173 10L175 11V12H173ZM80 11V12H79ZM98 11V12H97ZM115 11V14L113 13ZM119 11V12H118ZM75 12V13H74ZM78 13V15H76L77 13ZM100 12H102V13H100ZM135 14H134V13ZM138 12V13H137ZM149 12V13H148ZM70 13V14H69ZM142 13L144 14V15H142ZM160 13V14H159ZM174 13H176L177 14V18H178V20H179V18H183L182 20H184V18H185V22H188V20L186 21V17L187 16H189V18H190V20L191 21H189L188 23L189 24H187V23H184V21H182L181 23H179L178 25H175V26H177V27H173V28H171V26H169V23L168 22H170V21H172V19H174L173 18V16L175 17L176 15H174ZM257 13V14H256ZM74 14V15H73ZM96 14V15H95ZM103 15L102 16V18L101 19H99L100 17H101V15ZM112 15V17H111V15ZM131 14V15H130ZM136 14H137V16H136ZM95 15V16H94ZM99 15H100V17H99ZM108 15V16H107ZM130 15V16H129ZM135 15V16H134ZM165 17H164V16ZM167 15V16H168ZM186 15V16H185ZM10 18H9V17ZM104 16H107V17H104ZM114 16V17H113ZM129 16V17H128ZM157 16V17H156ZM181 16V17H180ZM92 17H93V19H94V21L96 22H94L93 21V19H92ZM148 17L150 18V17H152V18H150V19H148ZM162 17H164L163 19H162ZM245 19H244V18ZM58 18V19H57ZM96 18V19H95ZM111 18L113 19V21L111 20ZM166 18V19H165ZM170 18H172V19H170ZM192 18V19H191ZM69 21H68V20ZM100 21V20H102V19H104V20H107L109 23H107V24H110V26L113 24V22L115 23V24H113L109 29H110V32H108V35H105V34H103L102 32H100V31H102V29H101V27H99V29H98V26L97 25H99L98 24V20ZM125 19V18H124ZM125 20V22H128V20ZM147 19H148V21H147ZM168 19V20H167ZM238 19L239 20H242V22L244 23V25H245V27H244V25L243 26H241V25H239L238 24ZM57 20H59L60 22L59 23H61V25L59 24V26H55L54 27V25L55 24H57L56 22H57ZM166 20V21H165ZM61 21H63V22H61ZM66 21V22H65ZM68 21V22H67ZM93 21V22H92ZM98 21V22H97ZM150 21V26H149V22ZM181 21V20H180ZM65 22V23H64ZM148 23V24H146V23ZM156 22H158V21H156ZM155 22V23H156ZM237 22V23H236ZM64 23V24H63ZM128 23V25L130 26V24ZM152 23H154V22H152ZM17 24V25H16ZM96 24V25H95ZM157 25H158V23H156ZM166 24V25H165ZM13 25V26H12ZM68 25V26H67ZM146 25V27H149V28H146V27H144ZM246 25H247V27H246ZM7 26V27H6ZM95 26V27H94ZM165 26L167 27V29H169V30H167V29H165ZM58 27V28H57ZM132 27H131V31H132ZM139 27V28H138ZM171 29H170V28ZM245 28V29H243V28ZM97 28V29H96ZM96 29V30H95ZM109 29L107 30V31H109ZM112 29V30H111ZM150 29V30H149ZM189 30L190 32H191V34H187V33H189L187 30ZM44 30V31H43ZM95 30V31H94ZM139 30V31H138ZM166 30V31H165ZM172 30V31H171ZM186 31V34L187 35H190L191 36V38H189V37H187V38H189V40L188 41H190L191 40V42L189 43H187V41L185 40L186 38V36H185V33L183 32V31ZM6 31V32H5ZM43 31V32H42ZM99 31V32H98ZM136 31H135V33H136ZM140 31V33H138V35L139 34H141L142 32ZM148 32H150V33H148ZM228 32H230L229 34H231V33H236L235 35L236 36H238V38L237 37H235V35H234V37H233V39H235L236 40V38H237V40H238V42H236V48H238L239 46H242V48H240L239 49V51H238V49H235L234 51H230V52H226V53H228L227 55L225 54L224 56L222 55V54H220V56L222 55V57H220L217 53L221 50L220 49V47L222 46V44H226L225 46H227L228 44V41L227 40H229L228 39ZM95 33V34H94ZM98 33V34H97ZM123 33H125L124 35H123ZM131 33H132V35H131ZM142 33V34H143ZM183 33H184V35H183ZM87 34V35H86ZM89 34V35H88ZM105 35V37H106V39H104L105 37L103 36V38H101V40H100V36L101 35ZM107 34V33H106ZM111 34V35H110ZM113 34H114V36L116 37H114L113 36ZM18 35H21L20 33H18ZM62 35H63V37H62ZM110 35V36H109ZM135 35H137V34H135ZM134 35V36H135ZM144 35V34H143ZM143 35H141V36H143ZM158 35V36H159ZM175 35V36H174ZM232 35V34H231ZM68 36V37H67ZM129 36H130V38H129ZM145 36L144 37H142V38H144L145 39ZM159 36V37H160ZM176 36H178V37H176ZM182 36H185V37H183V39H181L182 38ZM226 36H227V38H226ZM239 36H240V38H239ZM102 37V36H101ZM114 37V39H112ZM158 37V38H159ZM171 37H172V42H171V40L169 41V39H171ZM176 37V38H175ZM253 37H254V39H253ZM17 38H19V36L17 37ZM41 38V39H42ZM98 39V40H96V39ZM137 38H138V36H137ZM140 36H139V44H141V39H142ZM174 38V39H173ZM185 38V39H184ZM201 38V39H200ZM20 39H22V35L20 36ZM102 39H104V41L102 40ZM108 39V40H107ZM112 39V40H111ZM117 39V40H116ZM125 39V40H124ZM127 39H129V40H127ZM98 42V43H96V41ZM167 40L169 41V43L167 42ZM183 40V41H182ZM184 40H185V42H184ZM220 41L221 42V44H216V42L217 41ZM250 40H251V42H250ZM252 40H254V43H252L253 41ZM103 42V44H102V42ZM108 41V42H107ZM113 41H115V42H113ZM142 41H143V39H142ZM195 41V42H194ZM241 41V42H240ZM113 42V43H112ZM144 42H145V40H144ZM162 42H163V46H162ZM166 42V43H165ZM171 42V43H170ZM181 42V43H180ZM183 42H184V44L186 43V45H185V47L184 46H182V49H180L181 48V46L180 45H182L183 44ZM225 42H227V43H225ZM106 43L107 44H109V45H107V47H105L104 48V46L106 45ZM112 43V44H111ZM143 43V42H142ZM193 43V44H192ZM95 44H96V46L98 47H96L95 46ZM114 44V45H113ZM191 44V45H190ZM195 44V45H194ZM2 45V46H1ZM7 45H8V43H7ZM5 43H3V44H1L0 43V63H2V64H4V65H6V66H10V67H12V68H17L16 66H18L19 67V69H21L22 67H24V62L21 60V57H22V55H19L17 52H14V50L13 49H11L10 47H12V46H10V45H8L7 46ZM143 45H144V43H143ZM143 45H140V46H142L143 47ZM193 45H194V47H193ZM239 45V46H238ZM7 46V47H6ZM10 46V47H9ZM61 46V47H60ZM103 46V47H102ZM114 46V47H113ZM158 46V47H159ZM224 46V45H223ZM238 46V47H237ZM6 47V48H5ZM46 47V45H42V46H40L39 48H37L38 50H40L41 49V51L40 52H43V48H45ZM51 47H50V49H51ZM96 47V48H95ZM102 47V48H101ZM119 48V51H118V48ZM193 47V48H192ZM26 48V47H25ZM99 48L101 49V50H99ZM106 49V53L103 51L104 49ZM111 48V49H110ZM116 48V49H115ZM164 48H165V51H166V53H165V51H164ZM180 50H182V51H179V49ZM28 49V48H27ZM51 49V50H52ZM93 49V50H92ZM103 49V50H102ZM107 49H109L108 51H107ZM146 49H147V47H146ZM145 49V50H146ZM191 49V50H190ZM197 49V50H196ZM199 49V50H198ZM204 49H206V50H204ZM220 49V50H219ZM230 49V48H229ZM232 49V48H231ZM12 52H11V51ZM38 50H35V55H33L35 58L37 57V52L39 53V51ZM99 50V51H98ZM142 50H144V48H142ZM177 50H178V53H177ZM28 52H29V50H27ZM100 51H101V53H100ZM123 51V50H122ZM127 51H130V50H124L123 52H121L124 56L126 55V57H125V59L127 58V57H129L130 55H131V57H132V53H128ZM93 52V53H92ZM97 52V53H96ZM100 54H99V53ZM104 52V54L102 55V53ZM126 52H127V54H126ZM131 52V51H130ZM193 52H194V50H193ZM118 54L119 55V59L121 60V61H123L124 59V56H122V54ZM164 53V54H163ZM179 53H181V54H179ZM94 54V55H93ZM128 54H130L129 56H128ZM140 54H142V57H143V60L145 61V59L144 58H146L145 56H147L148 57V55H146V53L145 52H141ZM175 54L177 55V56H175ZM179 54V55H178ZM193 54V53H192ZM215 54H216V57H215ZM236 54V55H235ZM7 55V58L5 59V60H3L4 59V57ZM52 57H50V56ZM97 55H100V56H102V59L100 58V56H98L97 57ZM105 55V57H103ZM120 55L123 57L122 59H121V57H120ZM175 57H177V58H175ZM40 56V55H39ZM38 56V57H39ZM96 56V57H95ZM106 56H108V57H106ZM136 56V55H135ZM141 56V55H137V60H140L139 59V57ZM170 56V55H169ZM168 55H166L164 58H167V57H169ZM173 56V57H172ZM217 56H219V57H217ZM227 56H228V58H227ZM49 57V59H47ZM95 57V58H94ZM118 57V56H117ZM131 57H129V58H131ZM142 57H140L141 58V60H142ZM189 57L190 58H192L190 55H189ZM230 57V58H229ZM239 57V58H238ZM23 58V57H22ZM101 60H100V59ZM104 58H105V60H104ZM135 58V57H134ZM150 58V57H149ZM149 58H147L148 59V61H149ZM188 58V57H187ZM199 58H200V56H199ZM205 58L206 59H208L207 60V63H206V60H205ZM214 58V59H213ZM219 58V60H216L215 61V59H218ZM235 59V63L234 64H236V67H233V63L231 64V65H229V63H231V62H229V60L230 59ZM53 60V61H50V60ZM95 59H98V60H95ZM109 61H108V60ZM118 59V60H119ZM147 59H146V61H147ZM167 59H170V58H167ZM247 61H246V60ZM49 60V61H48ZM134 60H136V58L134 59ZM137 60H136V63H143V60L141 61L140 60V62H137ZM205 60V61H204ZM96 61V62H95ZM209 61V62H208ZM247 63H246V62ZM107 62H106V64H107ZM151 61H149V63H150ZM232 62H234V61H232ZM14 63V64H13ZM40 63H41V65H40ZM91 63H94V64H91ZM101 63H102V65H101ZM245 63H246V65H248V66H246L245 65ZM9 64V65H8ZM13 66H15V67H13ZM43 64V65H42ZM144 64V63H143ZM142 64V65H143ZM146 64L147 65H149L148 64V62H146ZM146 64H144L145 65V67H147V68H149V66H146ZM153 64V63H152ZM152 64H151V66H152ZM200 64V63H199ZM209 64V65H208ZM216 64H217V66H216ZM261 64V65H260ZM40 65V66H39ZM141 64H139V66H140ZM141 65V66H142ZM154 65V64H153ZM210 66V67H208V66ZM229 65V66H228ZM245 65V66H244ZM90 66H88L89 68H90ZM125 67H121V70H123L124 71V73H126V76H124V74H123V77H126V79L127 78H129V79H127V81L129 80V84H132V83H130V81L131 80H133V81H131V82H135V81H138L137 79L140 77L139 76V73H137L138 72V70H140L141 71V69L144 67H138L139 69H137L136 71L137 72H135V73H133V75L135 76H133L132 74V76L130 75V74H128V73H130V67L129 66H127V64H125L124 65ZM126 66H127V69H126ZM154 66H156L155 68H157V67H159L158 66V64L157 65H154ZM154 66H153V68H154ZM187 66V67H186ZM196 67V71H194L193 72V69H192V67ZM216 66V67H215ZM2 67V65L0 64V68ZM144 67V68H145ZM180 67V68H179ZM66 68V69H65ZM88 68V69H89ZM146 68V69H147ZM24 69V68H23ZM67 69H69V70H67ZM126 69V70H125ZM179 69H181V70H183L182 72H181V70H179ZM208 69H210V70H208ZM247 69V70H246ZM71 70V71H70ZM120 70V72H122L123 73V71H121ZM143 70H145V69H142V71ZM214 70L216 71V72H214ZM17 71H19V72H23L22 70L20 71V70H17ZM141 71V72H142ZM201 71H202V74H201ZM209 71V72H208ZM258 71V72H257ZM45 72H43L44 74H46ZM140 72V73H141ZM205 73V75H204V73ZM259 72H261V73H259ZM60 73V74H59ZM87 75H86V74ZM132 73V72H131ZM162 73V72H161ZM180 73H178V74H180ZM216 73V74H215ZM260 74V75H258L257 76V74ZM142 74V73H141ZM164 74V73H163ZM162 74V75H163ZM176 74V75H175ZM187 74H186V77H187V79H188V76H187ZM208 74H210L209 76H208ZM220 74V75H219ZM248 74L250 75V76H248ZM255 74V75H254ZM13 75H15L14 73H12V72H10V73H8V74H5L4 73V75H0V82L2 83V82H4L5 80H9L10 78H13L12 76ZM59 77H58V76ZM76 75H77V77H76ZM79 75V76H78ZM158 75V74H157ZM165 75V74H164ZM163 75V76H164ZM180 75H182V77L181 78H183V74H180ZM202 75V76H201ZM216 75V76H215ZM219 75V76H218ZM244 75H245V78H244ZM246 75H247V77H246ZM45 76V75H44ZM139 76V77H138ZM174 76H171V77H174ZM261 76V77H260ZM48 77V76H47ZM45 78V79H48V81L49 80H51L50 78ZM51 77V78H52ZM76 77V78H75ZM131 77V78H130ZM132 77L134 78V79H132ZM161 75L160 76H154V77H152V78H150V80L148 81V85L151 87H149L148 85V87L150 88V90L149 91H152L151 93L153 94V96L155 97V95H157V94H159L158 93V91L160 92V90H163V89H165V91H163L164 92V94H165V92H166V94L169 92V90H168V92L166 91V89H168L167 87H169L168 85H167V82H165L166 84V88H162L161 87V85L163 84L162 83V79H161ZM165 77V76H164ZM163 77V78H164ZM179 77V76H178ZM177 77V78H178ZM220 77V78H219ZM255 77V78H254ZM52 78V79H53ZM85 78V80L84 81H82L83 79ZM169 79H170V77H168ZM167 78V79H168ZM176 77H174V80H176L175 79ZM81 79V80H80ZM140 79V78H139ZM180 79V78H179ZM188 79V80H189ZM204 79H205V81H204ZM220 81H218V80ZM44 80V79H43ZM80 80V81H79ZM135 80V81H134ZM225 80V81H226ZM42 81V80H41ZM163 81H165V79H163ZM74 82V81H73ZM27 82H25V85H27L28 86V84H26ZM29 83V82H28ZM40 83V82H39ZM41 83H43V82H41ZM45 83V82H44ZM138 83V82H137ZM136 82L135 83H133V85L134 84H137ZM179 83V82H178ZM197 83V84H196ZM212 83V84H211ZM217 83H218V85H217ZM22 84V83H21ZM46 84H48V83H46ZM30 85V84H29ZM50 84H48V86H49ZM139 85V84H138ZM184 85H186V83L184 84ZM0 86H2L1 84H0ZM20 86V87H19ZM50 86H52V85H50ZM9 87V86H8ZM6 88L5 90L3 89V86L1 87V91H2V93L3 92H5V91H7V89H8V91H10V94L12 95L11 97H10V99H13L12 101L10 100V102L8 103L9 105L7 106V109L9 108V106L11 107V109H14L13 111H15L16 110V112H13L12 111V113H15L14 115H16V116H18V117H21V115L23 114L24 115V110L22 109L23 108V106L24 105H26V104H30V103H36V104H38V106L37 107H39L40 108V106H41V108H43V109H41V110H33V111H30V112H28V113H25L26 115H27V118L29 119V120H33V121H31L33 124L35 123V122H38L39 121V124L38 123H35V124H38V125H33V126H35L36 128L35 129H37V126H38V128H39V130H41V127H43V129L45 128L46 129V127L49 125V123L48 124H46L47 123V121H45L46 123H42V124H40V122H42V121H40V120H42L41 118H43V120H44V118L45 117H47V116H45L46 115V113L43 111V110H46L47 109V107H45V106H42V105H39V103L41 102V104H42V101H43V103H45V101H47V99H49V100H51L52 98L51 97H46L45 98V96H42V95H39V96H37V97H35V98H30L31 96L30 95H28L27 94V92H24V90L26 91V89H24V85L22 84V85H18L17 87H14L15 89H13L11 86V88ZM154 87H156V88H154ZM170 87V88H171ZM16 88H19L20 90H22V89H24V90H22L23 92H24V95H23V93H22V91H20V90H18V89H16ZM172 88V89H173ZM4 91H3V90ZM63 88H61L60 90H62ZM160 89V90H159ZM202 89V90H201ZM221 89V90H220ZM249 89V88H248ZM15 90V91H14ZM18 90V91H17ZM66 90V89H65ZM157 90V91H156ZM177 90V91H176ZM0 91V92H1ZM7 91V92H8ZM14 91V92H13ZM64 89L62 90V91H60V95H59V97L60 96H62L63 98L64 97H67L68 95H69V93L66 95V96H64ZM143 91L144 90H142V93L141 94H143ZM7 92H5V93H7ZM15 92H17V94L15 93ZM20 92V93H19ZM61 92H63L62 94H61ZM67 92H68V90H67ZM67 92H65V93H67ZM145 92V91H144ZM154 92H157V93H155L154 94ZM181 92H182V90H181ZM197 92H198V94H197ZM19 93V94H18ZM59 93V92H58ZM146 93V92H145ZM161 94H162V91L160 92ZM186 93H185V95H186ZM237 93H239V92H237ZM8 94H9V92H8ZM10 94H9V96H10ZM161 94H159V95H161ZM183 94V93H182ZM215 94V95H214ZM224 94V93H223ZM235 94V93H234ZM240 94V93H239ZM238 94V95H239ZM15 95V96H14ZM46 95V94H45ZM159 95H157V98H158V96ZM203 95V96H202ZM238 95H232L233 97L231 98V101L233 102L232 104H233V107H231L232 106V104H230L231 106H230V109H229V107L228 106H224V107H226V108H224V111H225V113H228L229 111H231V109L232 110H236L237 111V114H239L238 115V117L241 119V117L242 118H244V119H246V124L247 125H249L248 123H250L251 124V121L253 120V118H254V116H250L251 114L249 113L250 112V110H249V104H244L243 106H241V105H239L240 107L238 108L237 106H238V104H239V96ZM30 96V97H29ZM41 96V97H40ZM48 96V95H47ZM143 97L145 96V97H147L148 96V93H147V95H142ZM163 96L164 95H161L160 97H159V99L160 100H162L163 99ZM196 98H195V97ZM208 96V97H207ZM214 96H215V98H214ZM221 96V95H220ZM219 95L217 96V100H218V98L220 97ZM230 96H231V93H230ZM43 97H44V99H43ZM61 97V100H59V101H61V106L62 105H64L65 106V104H62V103H64V100H63V98ZM71 96L69 95L68 96V98H66V101H68V103H69V105H68V107L70 108V107H72V108H70L71 109V111L73 112V113H71L70 112V109L68 110V112H70V114H76V113H78V111H74V110H72V109H75V106H73V104H76V106H78V101H79V97H74V98H70ZM176 97V98H175ZM192 97V98H191ZM226 98V95L224 94V96H223V98ZM40 98V99H39ZM51 98V99H50ZM156 98V97H155ZM194 98V99H193ZM221 98V97H220ZM220 98H219V100H220ZM159 99H158V101H159ZM182 99H183V101H182ZM189 99V98H188ZM222 99V98H221ZM233 99H234V101H236V103L233 101ZM236 99V100H235ZM238 99V100H237ZM48 100V102H46L47 103V105H50L48 108H50L51 110L52 109H54V110H56V114H55V116L57 115L58 116V114H59V116H58V118L61 116V114L63 113V111H59L60 109H59V106L58 105H60V102H58V100L56 101H54V99H52L51 101H49ZM174 100V101H173ZM213 100H215V101H213ZM229 100H230V98H229ZM52 101H54V102H52ZM63 101V102H62ZM110 101V100H109ZM111 101H112V99H111ZM169 101H167V103L169 102ZM192 101V102H193ZM206 101V102H205ZM238 101V102H237ZM50 102V103H49ZM52 102V103H51ZM56 102V103H55ZM113 102V101H112ZM169 102V103H170ZM176 102V103H175ZM193 102V103H194ZM196 102V103H197ZM205 102V103H204ZM45 103V104H46ZM49 103V104H48ZM59 103V104H58ZM160 104L159 105H164V104H161V102H159ZM166 103V102H165ZM190 103H189V105H190ZM229 103H231V102H229ZM228 103V104H229ZM36 104H34V106H36ZM44 104V105H45ZM51 104H53V106H51ZM72 106H71V105ZM180 104V106L179 107H181V109L179 108V107H177L178 105ZM198 104H197V106H196V109L198 108ZM204 106H203V105ZM227 104V105H228ZM32 104H30V106H31ZM110 105H112V107L114 106V103H110ZM126 105V104H125ZM158 105V106H159ZM176 107H175V106ZM188 105V104H187ZM195 103H194V106H192V104L190 105V108H191V106H192V108L193 107H195ZM213 105V106H214ZM236 105V106H235ZM58 106V107H57ZM165 106L166 105H164L162 108H164L165 109V111H166V109L168 108L167 106H166V108H165ZM174 106V107H173ZM44 107L46 108V109H44ZM55 107H57V109L55 108ZM111 107V108H112ZM223 107V106H222ZM220 108V111L218 110L217 111V109L219 108H217L216 110H214V112L216 113V111H217V113L215 114L213 111H211L212 113V115H214L215 116V118H213V117H211V118H213L212 120V122H211V125H210V123L209 122H206V123H209V125H208V128H209V126H210V128H209V130L210 131H208V132H210L211 133V131H216L217 129H219L220 128V130L223 128V126L225 125L224 124V122L223 123H221V114H224V113H222L223 112V108ZM237 107V108H236ZM111 108H109V109H111ZM158 108V107H157ZM161 108V106H160V109L158 108V110H161L162 109ZM236 108V109H235ZM11 109H8V110H11ZM59 109V110H58ZM163 109V110H164ZM171 109V110H170ZM178 109V110H177ZM180 109V110H179ZM186 109V108H185ZM229 110L228 112H226V110ZM58 110V111H57ZM163 110H161V111H163ZM184 110V109H183ZM198 110H199V108H198ZM202 110V109H201ZM204 110H202L203 112H204ZM221 110H222V112H221ZM238 110H239V112H238ZM47 111V110H46ZM107 111H109V110H107ZM201 111V112H202ZM235 111V112H236ZM75 112V113H74ZM100 112V111H99ZM103 112V113H102ZM102 112H100V113H102L103 115H105V114H107L108 112H106V110L105 111H102ZM104 112H106V113H104ZM164 112V111H163ZM184 112V111H183ZM207 112V111H206ZM210 111H208V113H209ZM218 112H219V114H218ZM221 112V113H220ZM232 112V111H231ZM231 112H229V113H231ZM234 111L231 113V115H234V113H235ZM66 112H64V114H65ZM100 113H98V115L100 114ZM110 113H112L113 114V111L111 112V110H110ZM110 113H108L109 114V116H107V118L108 117H110L112 114H110ZM173 113H175V114H173ZM182 113V112H181ZM18 114V115H17ZM83 115H82V118H84V119H88V117H89V114H84V113H82ZM207 115L205 112L202 114V115ZM218 114V115H217ZM236 114V115H237ZM240 114H242V116L240 115ZM22 115V116H23ZM71 115V116H72ZM175 116V118H174V116ZM178 115V116H177ZM235 115V116H236ZM45 116V117H44ZM65 116H67V115H65ZM63 114H62V118L64 117V118H66ZM81 116V115H80ZM84 116V117H83ZM106 116V115H105ZM105 116H104V118H105ZM161 116V117H160ZM173 118H172V117ZM177 116V117H176ZM101 117H103V116H101ZM203 117V116H202ZM207 117V116H206ZM61 118V119H62ZM63 118V119H64ZM67 118H68V116H67ZM103 118V119H104ZM106 118V120L108 121V120H110L109 118L107 119ZM172 118V119H171ZM203 118H205V116L203 117ZM209 118V117H208ZM236 118H237V116L233 119V120H236ZM238 118V119H239ZM38 119H40V120H38ZM69 119H71V118H69ZM68 119V120H69ZM79 119H80V121H82L81 120V117H79ZM102 119V118H101ZM59 120V119H58ZM105 120V119H104ZM106 120H105V122H106ZM172 120V121H171ZM61 121V120H60ZM64 121H67V119L65 120L64 119ZM101 122L103 121V120H100ZM158 121V120H157ZM242 122L244 121L243 119L241 120ZM241 121H239L240 122V124H241V128L239 127V122H238V120H236V122L238 123V127H236L234 130H233V128L231 129V127H232V124L231 125H229V127H224L227 131H226V134L231 138L232 137V134H231V136H230V131H234L235 132V130H238V132H237V134H235V135H237L236 136V138H235V135H233V139H234V141L236 140V139H238V136H239V133L240 134H246L247 135V133H246V129H248L249 128V126H246V124L244 123V124H242L241 123ZM62 122V121H61ZM60 122V123H61ZM69 122V121H68ZM98 122H99V120H98ZM101 122H99V123H101ZM104 122V121H103ZM103 122H102V124H103ZM104 122V123H105ZM170 122V123H169ZM196 122V121H195ZM98 123V125L97 126H99V127H97V128H95V127H92L91 126V128H93L94 129V131H93V129H92V132L90 131V133H95V134H93L92 135V137L94 136H97L96 135V130H99L100 129V125L101 124H99ZM109 122H107V123H105V124H103L104 126L105 125H107ZM163 123H161V124H163ZM166 123V122H165ZM176 123H177V121H176ZM191 123V124H190ZM193 123V124H192ZM214 123V124H213ZM237 123H236V126H237ZM155 124H156V122H155ZM190 126H194L195 125V123H194V121L193 122H189L188 123ZM224 124V125H223ZM233 124H235V122L233 123ZM109 125V124H108ZM107 125V126H108ZM174 125V124H173ZM172 125V126H173ZM188 125V126H189ZM159 127H161L162 125H158ZM165 126V124L162 126V128ZM171 125H170V127H172ZM188 126H187V128H188ZM234 126V125H233ZM243 126H244V128L246 127V129L244 130L243 129ZM216 127V128H215ZM248 127V128H247ZM11 128H12V131H14L13 132V134H15V133H18V135H15V137H17L18 139H21L20 140V142H18V144L19 145H21V144H23L24 143V152H25V154L26 153H28V154H32V155H35V156H38V157H40V158H45V160L46 161H49V162H52V159L54 160V161H56V159H54L52 156H58V157H60V158H62V159H65V160H68V158H70L71 157V153H69V152H71V151H69L70 149H68L67 147H60V145H58L57 144V141L55 142L53 139H50L51 137H55V138H58V137H61V136H65L66 135V133H68V132H70V130L68 131V132H66V130H64L63 132L65 133V135L63 134V133H60V131L58 130V127L57 128H53V131L55 132V134H53L54 132H50V134H52L51 136H49L47 139H45L44 140V143L41 145V146H39L38 145V143H39V141H38V139H37V137H38V135L37 134H34V133H37V131L36 130H30V135H32V133L34 134V135H32V136H30V138L27 140V138H25L24 136H23V134H25V133H27V129H28V127L26 126V122L24 121V120H18L17 122H14V124H12L11 125ZM49 128V127H48ZM47 128V129H48ZM167 128V127H166ZM193 128V127H192ZM224 128L222 129V131H225L224 130ZM228 128H230V129H228ZM15 129V130H14ZM42 129V130H43ZM96 129V130H95ZM57 130V131H56ZM61 130V129H60ZM63 130V129H62ZM62 130H61V132H62ZM101 130V129H100ZM99 130V131H100ZM190 131H191V128L189 129ZM188 130V133L190 132ZM228 130H229V133H228ZM11 131V132H12ZM99 131H98V135H99ZM240 131V132H239ZM245 132V133H244ZM58 133H60V135L58 134ZM90 133H88V134H86V136L87 135H90ZM104 133H106V132H104ZM174 133H176V132H174ZM214 133V132H213ZM225 133V132H224ZM236 133V132H235ZM62 134V135H61ZM69 134V133H68ZM180 134V133H179ZM104 135H106V136H108V133H106V134H104ZM104 135H103V133H102V135H99V136H102V137H104ZM186 135H187V137H186ZM246 135H243V137H241V139L243 138V141H246V139H247V136ZM21 136V137H20ZM56 136H58V137H56ZM91 136V135H90ZM99 136H97V138L99 137ZM105 136V137H106ZM197 135L195 134V133H192L191 132V134L189 135V134H185L184 136L183 135H178V134H174L173 135V137H172V139H170L169 141L171 142V143H173L174 144V146L176 145V144H178V145H183V143L184 144H187V143H189V139H197V137H196ZM20 137V138H19ZM102 137H100V138H102ZM183 137V138H182ZM16 138V139H17ZM22 138H25V139H23L22 140ZM54 138V139H55ZM88 138H89V136H88ZM100 138H99V140H100ZM108 138V137H107ZM109 138H110V136H109ZM231 138V139H232ZM240 138V137H239ZM246 138V139H245ZM17 139V141H19ZM86 139V138H85ZM84 139V140H85ZM90 139H92V138H90ZM106 139V138H105ZM104 138H102V140H105ZM111 140H112V138H110ZM110 139H107V140H109L110 142H111V140ZM158 138H156V140H157ZM51 140V141H50ZM56 140V139H55ZM99 140H97V141H99ZM158 140H160V139H158ZM157 140V141H158ZM16 141V140H15ZM87 141L89 142V141H91V140H89V139H87ZM96 140H95V142H94V140L91 142V144H89V146H88V144H87V142H84V141H82L81 143H80V149H83V153L84 154H89L90 152H92V149H93V146L94 147H97L95 150H97L98 149V146H100L101 145V143L102 142H100V145L98 144L99 142H97ZM109 141L107 142V141H104V143L106 142V143H109ZM157 141H155L154 142V140H153V142L154 143H149V146H148V148L146 149V152L147 153H149L150 154V152H155V149L157 148L156 146H157ZM239 141H241V140H239ZM238 141V142H239ZM243 141H241L240 143H242ZM73 142V141H72ZM78 141H74L73 143H74V145L76 146V145H78V143H77ZM84 142V143H83ZM97 142V143H96ZM235 142H237V141H235ZM72 143V144H73ZM77 143V144H76ZM155 143H156V145H155ZM180 143V144H179ZM239 143V144H240ZM261 144H263L262 146H264V141H261L260 142ZM72 144H71V146H72ZM95 144H97V146H95ZM103 144V143H102ZM115 145H117L116 144V142H115ZM87 146H88V148H87ZM78 147V146H77ZM85 147H86V149H85ZM116 148H118V147H116ZM89 149V150H88ZM250 149H251V147H250ZM250 149H248V150H250ZM263 149H264V147H263ZM91 150V151H90ZM94 150V151H95ZM157 150V149H156ZM82 151V150H81ZM116 152H117V154H118V152L119 151H117V150H115ZM202 151V149L201 148H199V150H197V152L198 153H202L201 152ZM263 151V150H262ZM111 152V151H110ZM110 152H109V154H110ZM152 152V153H153ZM264 152V151H263ZM112 153V152H111ZM151 153V154H152ZM101 153H99L98 152V156L100 155ZM109 154H107V156L108 157H111V156H109ZM113 154V153H112ZM116 153H114L112 156L114 157V156H116L117 155ZM124 155V156H126L124 153H121L120 152V157H121V155ZM199 154V155H200ZM102 156H103V154H101ZM122 155V156H123ZM226 155L228 156L229 155V157H230V154L227 152L226 153ZM124 156L122 157L123 159H124ZM8 157H10V156H8ZM66 157V158H65ZM68 157V158H67ZM104 157V156H103ZM106 158V160H108V161H110V163H112L111 161V159L110 158ZM118 157V156H117ZM192 157H194V155L192 156ZM105 158V157H104ZM104 158H101V159H103L104 160ZM240 158H242V157H240ZM98 159H100V157L98 158ZM97 159V160H98ZM100 159V160H101ZM110 159V160H109ZM243 159V158H242ZM241 159V160H242ZM80 160H83V159H80ZM80 160H78V161H80ZM99 160V163L101 162ZM106 162L105 163V165L106 164H108L109 162ZM245 161V160H244ZM98 162V161H97ZM103 163H104V161H102ZM241 162H243V160L241 161ZM245 163V162H244ZM264 164V163H263ZM262 164V165H263ZM99 165H101V163L99 164ZM103 165V164H102ZM111 167H112V164H109ZM104 166V165H103ZM115 165H113V167H114ZM118 167V166H117ZM116 166L114 167V169L115 168H117ZM263 168H264V165L262 166ZM118 169V168H117ZM117 169H115L114 171L116 172V170ZM112 171H113V169H112ZM118 171V170H117ZM53 173V172H52ZM51 174V173H50ZM54 175H56V173H53ZM115 174H120V172H118V173H115ZM52 175V174H51ZM51 175H49V178H48V176L45 178V180L47 179L48 181H49V184L51 185V186H49V184H48V182H47V185L45 186V190H47L48 189V187H49V189H48V193H46L45 192V190H44V194H42V196H40V199H38L37 201H39V200H41L40 202H43L44 203V208L42 209V212L44 213H47L48 211L50 212V216H52V219H49V221H46L47 222V224H46V222H44L45 223V228L43 229V230H41L40 232H39V234H38V237L40 238V240L42 241H48V240H50V228H52L53 229V224H52V222L54 223V226L55 225H57L59 228H61L62 226H64V224L66 223V224H68V223H72V218L73 217H71V216H73V215H68V216H66V218L63 220V219H57L55 216H54V212H56L57 210H59V209H61L62 207H64L68 202H65L64 201V199H63V196H62V194H63V191L65 192V193H67V194H69L70 196L71 195H73L74 193L76 194V187L74 186V185H72V184H68V185H66L65 187L66 188H64V187H61V185H59L60 184V181L58 182V179L60 180V174H57L55 177H56V180H54V181H51V179L50 178H52L51 177ZM58 176V177H57ZM55 177L53 176V178H52V180L53 179H55ZM115 179V178H114ZM218 179H224V174H220L219 176H218ZM117 181H116V183L113 181V182H109L106 186H107V188H105L106 186H104V191H108V193H109V195L112 197V196H115L116 194H118L119 192H121L120 190H121V186L118 184V179H116ZM55 181H56V183H55ZM31 181H28L27 183H30ZM50 182H53V184L52 183H50ZM258 182H261V181H259L258 180ZM162 184H163V180H155V182L154 183H152V186L153 185H155V186H157V187H162L163 189H164V187L162 186ZM61 188H60V187ZM133 186H134V184H133ZM151 186V187H152ZM46 187H47V189H46ZM84 187V188H83ZM82 188L83 189H89V186L88 185H86V184H82ZM129 188H130V186H129ZM129 188H127L128 189V195H129V193H130V190H129ZM106 189V190H105ZM175 188L174 187H172V188H169L168 187V189L166 190V189H164L165 191H167L168 193V195H170V196H175V198H177L176 197V195H177V193H179V192H177V191H175V190H178V188L176 187V189L174 190ZM170 192V193H169ZM177 192V193H176ZM107 193V192H106ZM23 194V195H22ZM112 194V195H111ZM20 195H22V196H20ZM46 195V197L44 198V196ZM186 195H188L187 196V198L185 197ZM18 196L20 197V199L18 198ZM17 196V200H19L17 203V205H18V208H20L21 209V212L23 211V213H24V215H23V213L22 214H20V216H22L23 215V219L21 218V220H24V217H25V220L27 221H29V219H26V217L28 218V216H27V213L26 212H24V210H26V209H24V208H26L25 206H27V204H26V201L28 200V198H27V200L26 199H24V198H26V196L28 197V195L27 194H25V193H20L19 195ZM75 195H73V197H74ZM117 196V195H116ZM173 196V197H174ZM184 196V197H183ZM181 195V197L182 198H180V196L178 197V198H180V199H183V198H185L184 200H189V201H191V195L190 194H188V193H185V195ZM22 197V198H21ZM189 197V198H188ZM44 198V199H43ZM26 200V201H24V200ZM81 199V201H77V200H80ZM73 200H75V199H73ZM177 200V199H176ZM130 201V199H127L126 200V202H129ZM22 202V206H21V204L20 203ZM40 202H37V205H34V207L36 208V206H38V205H40L39 207H37L40 211H39V213L41 212V206H43V203H40ZM78 202H80V205H82V197H79V198H77L76 199V202L75 201H73V208L74 209H76V210H74V215H77L79 218H82L83 219V225H84V228L87 230V231H89V233L91 234L92 233V231L94 232V234H95V231H96V234L95 235H97L96 237H97V240H99L97 243H98V246L101 248V249H103V250H105V249H107V246H108V242H109V240L107 239V236H106V234L104 235L103 233V235L102 236H99V235H101V234H99L98 232H97V230H94V229H96L97 227H100L101 225H103V220H102V218L100 217H98V218H96V219H93L92 220V211L95 209V206L94 205H92V204H87L84 208H80V210H79V208H78V205H79V203ZM28 203V202H27ZM24 204H26L25 206H24ZM29 204V203H28ZM135 204H139V202H135ZM20 205V206H19ZM75 205H77V207H75ZM125 205V204H124ZM126 205H128V203H126ZM129 205H131L130 204V202H129ZM139 206V205H138ZM30 206H28L27 207V209L29 208ZM33 207V206H32ZM126 207V206H125ZM34 208V209H35ZM86 208V209H85ZM24 209V210H23ZM37 209V210H38ZM37 210H34V212L33 213H31L30 212V214L29 215H31V217H29L30 219L32 218V217H34L35 215H34V213L35 212H37ZM132 210V209H131ZM139 210V208L138 207H136L135 208V212H137ZM187 209H185V211H186ZM28 211V210H27ZM47 211V212H46ZM130 211V210H129ZM210 209H206V208H204V209H202V210H200V211H198L197 212V216L199 217V218H201V219H198V220H200V222L201 223H204L205 225H207L208 227L211 225L213 228H214V225L212 224V222H210L208 219H209V214H210ZM187 212H188V210H187ZM39 213H38V215H39ZM44 213V214H45ZM26 214V215H25ZM33 214V215H32ZM44 214H42L41 213V215H42V219L41 220H43V218H44ZM36 216V218L37 217H40V216ZM46 216H47V214H45ZM48 215H49V213H48ZM45 216V217H46ZM50 216H48V217H50ZM51 218V217H50ZM47 219V220H48ZM149 219L151 220L152 219V216H150L149 217ZM46 219L44 218V220L43 221H45ZM31 221V220H30ZM42 221V222H43ZM24 223H25V221H23ZM41 222V221H40ZM65 222V223H64ZM68 222V223H67ZM49 223V224H48ZM216 223V222H215ZM60 224V225H59ZM46 225H48L47 227H46ZM51 226V227H50ZM61 226V227H60ZM210 226V228H212ZM48 227H49V229H48ZM3 228V227H2ZM32 227H31V225H30V223L28 224H24L23 226H22V228H21V232L19 231H17V230H10V229H5V227L3 228V230H0L1 231V234L4 236V243L5 244H3V246H4V248H6L7 250H15V252L17 253V255H19L20 253H22V251L23 250H31V249H33L35 246H36V240L34 241V239H33V234H32V232H31V229ZM4 229H5V231H4ZM24 229H25V231H24ZM99 229V228H98ZM208 230H209V228H207ZM10 230V231H9ZM205 231V233H207V231L206 230H204ZM204 231H203V233H204ZM55 232V231H54ZM54 232H52V233H54ZM212 232V231H211ZM210 231H209V233H211ZM13 233V234H12ZM23 234V235H21V234ZM208 233V234H209ZM17 234V235H16ZM92 235V234H91ZM106 236V237H105ZM15 245V246H17L18 247V250H17V248L16 247H14V246H12V245ZM22 244V246H20ZM229 244V242H227L226 244L225 243H223V244H220V245H218V249L220 248V249H224L227 245ZM215 247V246H214ZM2 257V256H1ZM2 258H5V257H2ZM2 258H0V264H15V263H12L10 260H8V259H2ZM63 258H65V259H67V260H69V258L67 257V256H64ZM65 259H62L63 260V263L64 262H66L65 261ZM61 260V261H62ZM90 262V264H92V259H90L89 260ZM28 263H30V259L27 257V256H24L22 259L20 258V261L18 262V263H16V264H28ZM123 262H119L118 264H122ZM66 264V263H65ZM67 264H68V261H67ZM93 264H101V262L99 261V260H96V261H93Z\"/></svg>", "mask_w": 264, "mask_h": 264}, {"label": "water", "instance_id": "water-1", "mask_svg": "<svg viewBox=\"0 0 264 264\" xmlns=\"http://www.w3.org/2000/svg\"><path fill=\"white\" fill-rule=\"evenodd\" d=\"M56 5H57V4H56ZM58 6H59V5H58ZM49 29H50V30H51V29L53 30L54 28H53V27H49ZM50 42H51V41H50ZM52 42H53V41H52Z\"/></svg>", "mask_w": 264, "mask_h": 264}]
</instances>
